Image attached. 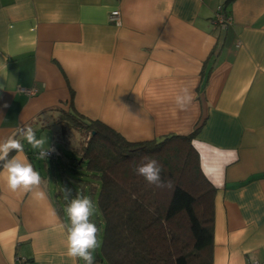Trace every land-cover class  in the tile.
<instances>
[{"label":"crops","instance_id":"0c3cea01","mask_svg":"<svg viewBox=\"0 0 264 264\" xmlns=\"http://www.w3.org/2000/svg\"><path fill=\"white\" fill-rule=\"evenodd\" d=\"M225 1L0 0V141L30 126L68 158L67 112L132 142L194 133L215 188L212 264H264V0ZM16 139L42 183L13 192L0 175V264H73L49 163Z\"/></svg>","mask_w":264,"mask_h":264},{"label":"trees","instance_id":"16d2710c","mask_svg":"<svg viewBox=\"0 0 264 264\" xmlns=\"http://www.w3.org/2000/svg\"><path fill=\"white\" fill-rule=\"evenodd\" d=\"M218 11L227 14L222 6ZM64 116L84 140L68 158L58 146L61 158L45 159L46 168L58 184L55 202L69 227L64 187L72 189L69 200L77 194L92 199L90 220L99 229L95 264H212L215 188L200 169L194 133L132 142L98 120ZM144 157L162 165L161 177L173 189L137 175Z\"/></svg>","mask_w":264,"mask_h":264},{"label":"clouds","instance_id":"9594fccd","mask_svg":"<svg viewBox=\"0 0 264 264\" xmlns=\"http://www.w3.org/2000/svg\"><path fill=\"white\" fill-rule=\"evenodd\" d=\"M193 99L192 90L183 87L177 93L175 103L181 111H185ZM16 136L26 140L33 149L39 150L38 155L41 159L47 158L49 147L45 148V139H38L30 126H22L12 136L0 141V168L3 169L0 175L4 176L7 188L13 192L17 190L29 192L39 188L42 180L27 158L19 157V154L24 151V146L20 140L16 139ZM13 152L17 155L10 156L9 154ZM162 170V165L157 160L148 157H144L135 167L137 175L142 176L149 185L159 189H173L174 185L171 180L162 179ZM38 194L43 198V192ZM64 194L65 199L69 201L65 211L70 221L66 236V255L73 260V264H76L78 259L83 260L85 264H95L93 253L99 247L97 238L99 229L90 220L95 211L94 203L90 197L80 194L69 200L72 197L71 188L64 187Z\"/></svg>","mask_w":264,"mask_h":264},{"label":"built area","instance_id":"2783aa9c","mask_svg":"<svg viewBox=\"0 0 264 264\" xmlns=\"http://www.w3.org/2000/svg\"><path fill=\"white\" fill-rule=\"evenodd\" d=\"M217 10H220V6L217 8ZM109 18L111 20H114L116 24H120V14L118 10H113L110 15ZM214 20L219 23L222 26H226L227 24H229L230 19L228 16L222 14L221 12H216L215 13V18ZM20 91L27 94V95H33L36 92L35 88H25V87H21ZM39 152V151H38ZM61 156V151L59 149V147L57 146L56 143H53L50 147H49V155L47 156L46 159L49 160H57L59 157ZM254 264H259L257 262H254Z\"/></svg>","mask_w":264,"mask_h":264},{"label":"rangeland","instance_id":"374dc122","mask_svg":"<svg viewBox=\"0 0 264 264\" xmlns=\"http://www.w3.org/2000/svg\"><path fill=\"white\" fill-rule=\"evenodd\" d=\"M69 130H70V140L68 141V144L70 145L71 143H74V142H76V141H78V143L76 142V144H71V146L70 147H66V148H64V152L67 154V155H71V154H73L74 153V150H78L79 149V147H80V139H81V137L83 138V140H84V136H81L80 135V132L79 131H75L73 128H71V127H69ZM39 139V138H38ZM72 146L73 147H75V148H72ZM78 147V148H77ZM29 148L30 149H32V147H31V145H29ZM31 151H33V152H35L36 150H31ZM51 184H52V182H51Z\"/></svg>","mask_w":264,"mask_h":264}]
</instances>
